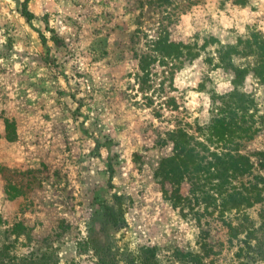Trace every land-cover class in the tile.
Returning a JSON list of instances; mask_svg holds the SVG:
<instances>
[{
  "label": "rangeland",
  "instance_id": "obj_1",
  "mask_svg": "<svg viewBox=\"0 0 264 264\" xmlns=\"http://www.w3.org/2000/svg\"><path fill=\"white\" fill-rule=\"evenodd\" d=\"M23 2L0 0V264L42 253L54 264H124L148 252L161 264H264L244 240L264 217V83L251 44L264 39V0ZM158 21L198 54L156 65L145 93L134 34ZM234 89L252 101L256 131L239 148L263 199L246 209L252 223L227 215L232 237L217 212L184 204L187 181L174 205L154 170L171 154L168 132L202 140Z\"/></svg>",
  "mask_w": 264,
  "mask_h": 264
},
{
  "label": "trees",
  "instance_id": "obj_2",
  "mask_svg": "<svg viewBox=\"0 0 264 264\" xmlns=\"http://www.w3.org/2000/svg\"><path fill=\"white\" fill-rule=\"evenodd\" d=\"M27 1L23 2L24 10ZM155 23L151 24L152 28L143 29L138 23L134 34V37L142 39L143 48L140 52L135 50L138 68L133 73V78L140 90L145 93L153 88L156 65H163L168 69L175 68L184 60L194 58L198 54L192 51L191 44L171 39L168 29L160 21L157 25ZM251 44L259 51L257 72L261 83H264V39L256 38ZM230 50L235 51L234 48ZM234 71L239 76L241 70ZM233 82L237 84L238 80ZM155 90L154 88L152 92ZM145 97L147 98V95ZM215 103L216 114L206 126L201 127L204 130L200 136L202 140L181 128L168 132V139L172 144L171 154L158 162L154 177L163 188L169 186V190L165 191H170L169 198L174 205L182 202L179 194L180 185L187 181L191 197L186 198L184 204L186 203L185 205L192 211L195 209L194 215H200V208L203 212H217L218 218L228 228L229 235L235 237L238 234L237 227L227 220V215L233 214L234 217H238L240 226L244 225L243 221L252 223L246 209L263 199L261 187L249 178L253 162L250 156L242 153L239 148L240 139L248 138L256 131L248 120L250 116L252 118V114H249V105L252 101L234 89L228 95L219 96V101ZM252 178L256 179L257 175H253ZM113 197L115 200L121 198L116 194ZM112 217L111 220L115 224L116 216L113 214ZM260 217L263 221L259 227L256 229L248 227L244 230V240L249 247L254 248L259 259H264V241L257 235V232L264 228V217L262 214ZM251 239L255 240L256 245L250 244ZM122 260L124 264H161L152 252H148L141 260L133 257ZM110 261L112 264L116 263L113 259ZM54 263L51 254L47 253L10 262V264ZM104 264H109V261Z\"/></svg>",
  "mask_w": 264,
  "mask_h": 264
}]
</instances>
